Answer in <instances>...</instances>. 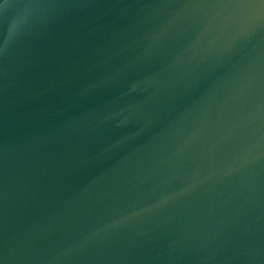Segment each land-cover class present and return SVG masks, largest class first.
Returning a JSON list of instances; mask_svg holds the SVG:
<instances>
[{
  "label": "water",
  "instance_id": "95a60500",
  "mask_svg": "<svg viewBox=\"0 0 264 264\" xmlns=\"http://www.w3.org/2000/svg\"><path fill=\"white\" fill-rule=\"evenodd\" d=\"M0 264H264V0H0Z\"/></svg>",
  "mask_w": 264,
  "mask_h": 264
}]
</instances>
